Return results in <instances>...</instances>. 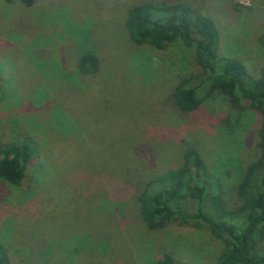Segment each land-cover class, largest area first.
<instances>
[{"label":"rangeland","instance_id":"obj_1","mask_svg":"<svg viewBox=\"0 0 264 264\" xmlns=\"http://www.w3.org/2000/svg\"><path fill=\"white\" fill-rule=\"evenodd\" d=\"M139 1L0 0V145L32 138L39 148L22 184L0 179V240L12 264H156L165 252L216 264L224 248L204 226L148 229L136 192L192 146L219 177L225 207L237 209L263 118L221 93L180 116L172 90L201 68L181 42L161 51L132 41L126 21ZM198 3L218 18L222 53L260 75L264 0ZM92 50L98 71L78 72Z\"/></svg>","mask_w":264,"mask_h":264},{"label":"trees","instance_id":"obj_2","mask_svg":"<svg viewBox=\"0 0 264 264\" xmlns=\"http://www.w3.org/2000/svg\"><path fill=\"white\" fill-rule=\"evenodd\" d=\"M126 27L136 45L162 51L181 42L194 52L201 72L181 79L172 90L180 116L201 110L207 97L221 93L238 111L250 102L263 118L258 133L260 153L248 163L235 187L240 207H225L219 177L210 170L203 153L191 146L179 167L141 183L135 201L139 217L154 231L177 222L204 226L224 243L216 264H264V70L254 76L242 58L222 53L218 18L201 8L198 0H141L131 6ZM258 43L264 52V27ZM99 65L95 52L85 51L79 58L78 72L93 74ZM38 155L37 142L32 138L0 145V179L22 184ZM11 262L0 240V264ZM156 264L192 263L165 252Z\"/></svg>","mask_w":264,"mask_h":264}]
</instances>
